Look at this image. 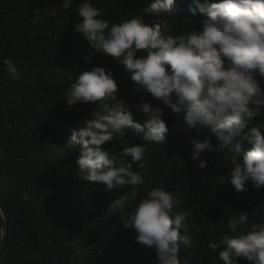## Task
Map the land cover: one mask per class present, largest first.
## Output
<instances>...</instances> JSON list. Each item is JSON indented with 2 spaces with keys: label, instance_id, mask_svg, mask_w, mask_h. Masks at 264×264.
<instances>
[{
  "label": "clouds",
  "instance_id": "1",
  "mask_svg": "<svg viewBox=\"0 0 264 264\" xmlns=\"http://www.w3.org/2000/svg\"><path fill=\"white\" fill-rule=\"evenodd\" d=\"M176 0H147L145 15L171 16ZM75 5L80 17L75 32L87 43L90 53L116 59L131 73L132 94L139 103L118 98L119 85L111 69L94 66L79 73L62 93L66 111L78 104L94 105L90 116L74 129L64 145L78 149L77 181L99 185L107 193L123 192L106 208L107 216L122 214V224L134 235V243L149 249L157 264H181L180 251L190 248L196 236L188 222L191 210L181 207V198L162 187L140 197L149 145H164L173 134L209 128L211 135L188 141L191 159L198 168L207 167L205 152L221 153L229 171L223 176L237 193L246 184L264 187V0H220L196 7L206 14L200 30L177 34L167 22L150 25L141 16L113 23L103 17L93 0H62L59 7L35 8L36 20L46 23L67 13ZM141 50L146 55H137ZM4 70L19 78V67L10 58H0ZM150 95L154 107L145 99ZM165 108L181 123L170 131ZM145 117L141 123L134 111ZM129 131L140 135L143 144L120 151L106 150L107 142L124 141ZM216 138L213 146L212 137ZM245 148L247 150H245ZM127 189V191H124ZM7 217L0 207V241ZM227 231L207 247L222 264H264V223H250L247 210L227 220ZM219 249V251H218Z\"/></svg>",
  "mask_w": 264,
  "mask_h": 264
},
{
  "label": "trees",
  "instance_id": "2",
  "mask_svg": "<svg viewBox=\"0 0 264 264\" xmlns=\"http://www.w3.org/2000/svg\"><path fill=\"white\" fill-rule=\"evenodd\" d=\"M61 3L0 0V58L10 57L19 67L16 79L0 63V203L9 227L0 264H157L151 250L134 243L135 235L123 226L122 214H106L111 201L123 192L107 193L99 185L76 179L79 151H69L64 145L94 105L78 104L66 111L63 91L80 72L101 66L112 70L119 85L118 98L130 107L143 94H132L131 73L116 59L90 53L74 30L80 20L75 5L46 23L36 20L35 8ZM93 3L113 23L141 16L150 25L167 22L177 34L200 30L207 18L198 9L192 11L197 0H176L171 16L144 15L147 0ZM145 99L154 107L158 103L150 95ZM133 111L142 123L143 114ZM163 118L173 132L181 123L171 109L165 108ZM255 122L264 125L261 117ZM210 135L209 128L190 129L173 134L164 145L151 144L144 168L137 169L144 176L138 200L152 188L162 187L181 198L183 209L191 210L188 222L196 240L192 247L181 249V264H222L207 244L223 238L234 213L247 210L250 223H264V187L248 183L246 191L237 193L230 181L223 182L229 167L221 153L205 152L201 159L207 167L203 170L191 159L188 141ZM212 141L215 146L214 136ZM143 143L140 135L129 131L124 141L116 139L103 147L120 151Z\"/></svg>",
  "mask_w": 264,
  "mask_h": 264
},
{
  "label": "water",
  "instance_id": "3",
  "mask_svg": "<svg viewBox=\"0 0 264 264\" xmlns=\"http://www.w3.org/2000/svg\"><path fill=\"white\" fill-rule=\"evenodd\" d=\"M0 176H1V170H0ZM0 207H2L1 203H0ZM8 233H9V227H8V221H7V224L5 227V236H4L3 240L0 241V254H1L2 250L4 249V246H5L7 237H8Z\"/></svg>",
  "mask_w": 264,
  "mask_h": 264
},
{
  "label": "rangeland",
  "instance_id": "4",
  "mask_svg": "<svg viewBox=\"0 0 264 264\" xmlns=\"http://www.w3.org/2000/svg\"><path fill=\"white\" fill-rule=\"evenodd\" d=\"M217 3V2H216Z\"/></svg>",
  "mask_w": 264,
  "mask_h": 264
}]
</instances>
